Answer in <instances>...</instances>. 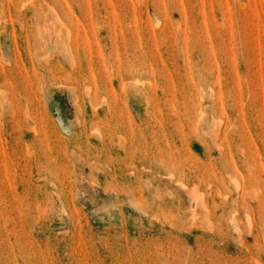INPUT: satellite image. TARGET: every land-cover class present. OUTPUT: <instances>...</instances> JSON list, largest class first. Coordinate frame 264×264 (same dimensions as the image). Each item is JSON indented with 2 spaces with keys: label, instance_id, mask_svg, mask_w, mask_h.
<instances>
[{
  "label": "rangeland",
  "instance_id": "rangeland-1",
  "mask_svg": "<svg viewBox=\"0 0 264 264\" xmlns=\"http://www.w3.org/2000/svg\"><path fill=\"white\" fill-rule=\"evenodd\" d=\"M0 264H264V0H0Z\"/></svg>",
  "mask_w": 264,
  "mask_h": 264
}]
</instances>
